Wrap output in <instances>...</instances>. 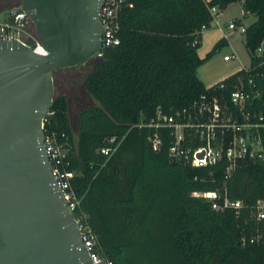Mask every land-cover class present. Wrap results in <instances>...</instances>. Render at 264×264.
I'll return each instance as SVG.
<instances>
[{
    "label": "trees",
    "instance_id": "1",
    "mask_svg": "<svg viewBox=\"0 0 264 264\" xmlns=\"http://www.w3.org/2000/svg\"><path fill=\"white\" fill-rule=\"evenodd\" d=\"M234 1L242 15H254L242 32L248 65L224 76V88H205L196 68L224 39L199 56L201 26ZM116 18L117 43L89 58L82 86L95 102L78 109L75 130L60 91H53L42 120V131H54L66 147L77 199L72 216L112 264H264V218L255 207L264 199V126L256 128L262 157L239 158L226 173L223 157L204 166L171 161L170 129L146 124L157 107H189L202 93L226 99L237 79L246 88L249 77L260 94L243 110L264 113V54L256 52L264 40V0H124ZM184 133L183 144L200 142L192 128ZM113 135L114 150L100 152ZM194 190L214 191L217 202L238 199L240 206L214 209Z\"/></svg>",
    "mask_w": 264,
    "mask_h": 264
},
{
    "label": "water",
    "instance_id": "2",
    "mask_svg": "<svg viewBox=\"0 0 264 264\" xmlns=\"http://www.w3.org/2000/svg\"><path fill=\"white\" fill-rule=\"evenodd\" d=\"M100 3L12 4L30 17L44 53L0 39V264H92L51 174L41 136L52 71L82 65L100 47ZM90 69L91 64L87 73Z\"/></svg>",
    "mask_w": 264,
    "mask_h": 264
},
{
    "label": "built area",
    "instance_id": "3",
    "mask_svg": "<svg viewBox=\"0 0 264 264\" xmlns=\"http://www.w3.org/2000/svg\"><path fill=\"white\" fill-rule=\"evenodd\" d=\"M124 0H101L98 8V19L101 26L100 47L94 52L93 56H100L103 47H109L117 43L118 38L115 31L118 27L117 12L121 8ZM32 21L28 14L18 5H11L2 18H0V39H15L28 45L38 53H44V49L37 38L34 29L31 28ZM229 29L244 31V25L233 20L226 24ZM204 26H201V30ZM259 48L256 49V52ZM233 52L222 55L224 60L235 57ZM233 89L229 92L228 98L223 99L216 94L199 95L189 107L175 109L171 112H164L159 107L149 118L147 125L164 126L170 129L171 141L167 147V154L170 160H182L194 166H204L215 162L223 157L226 160L225 172H230L236 164V160L243 157L255 158L262 157L260 151V139L256 132L258 126H264V113L254 110L244 109L246 102L257 98L260 91L254 87L251 78H247L248 87H244L242 82L237 79ZM224 78L205 85V88H224ZM233 105L237 110L233 113L230 109ZM50 111L45 112L49 113ZM44 114V115H45ZM238 116H241L239 118ZM192 128L194 135L200 141L196 146L183 144L186 138L185 131ZM228 137L226 140L224 136ZM151 145L157 147L160 139L156 133L149 138ZM108 145L99 148L102 153H110L114 150L115 136H110ZM41 144L48 161L51 174L54 178L69 211L77 202L70 187L69 178L73 171L67 169L66 147L61 142L54 131H42ZM192 195L201 196L210 200L211 207L214 209L225 206L237 210L240 201L230 200L223 196L221 202L215 200L214 191H191ZM261 200L256 201V217L264 218ZM71 212V211H70ZM73 220L79 230V237L85 246L92 264H112L111 260L99 256L93 247V237L88 228L83 226L79 218Z\"/></svg>",
    "mask_w": 264,
    "mask_h": 264
},
{
    "label": "rangeland",
    "instance_id": "4",
    "mask_svg": "<svg viewBox=\"0 0 264 264\" xmlns=\"http://www.w3.org/2000/svg\"><path fill=\"white\" fill-rule=\"evenodd\" d=\"M12 3V2H11ZM10 2H6V0H0V18H2L4 15H6L7 10L12 5ZM7 6V7H6ZM237 4L231 5L227 12H234L236 11ZM31 28L33 29V24L31 25ZM243 33L238 32L237 30L230 29L229 32V43L234 48V54L235 57L229 58L228 60H224L222 58L223 53H230L231 46H224L221 45V49L215 50L214 53L209 57L208 60H205L202 62L198 67V72L200 75H206V76H215L218 73H222L224 71H227L230 69L234 64L241 63L242 65L247 64L248 60V52L244 47L243 44ZM201 50V49H200ZM219 51V52H218ZM204 51L201 52L203 54ZM92 58V57H90ZM93 59V58H92ZM92 59H89L86 61L91 62ZM71 67V66H70ZM197 71V70H196ZM60 73V72H59ZM55 72L54 75L52 74V81L54 82L53 85V91H60L63 92L68 100V113H69V119L72 125L73 130L76 128V113L78 109L87 104L94 103L95 101L92 99V97L85 91V89L82 86H77L75 88V81L73 79H69L66 82L63 79H59V82L55 81ZM220 79V78H219ZM216 81V80H215Z\"/></svg>",
    "mask_w": 264,
    "mask_h": 264
},
{
    "label": "crops",
    "instance_id": "5",
    "mask_svg": "<svg viewBox=\"0 0 264 264\" xmlns=\"http://www.w3.org/2000/svg\"><path fill=\"white\" fill-rule=\"evenodd\" d=\"M236 4H237V8H238L236 11L227 12V10L229 9V7L231 5H236ZM231 20H234V21L236 20V21H238V23H241L244 26H246L247 24H249L251 21L254 20V15L251 13H246L245 15H242L240 1L230 2L222 10H215V14L213 16V19H212L210 25L201 30L200 45L197 48V53L199 56H202L217 40H219L221 38L224 39V41H222V43H221V45L224 44L223 47L224 46H228V47L231 46L229 43V40H228L230 29L226 27V24ZM221 45L216 50L220 51V49L222 48ZM230 48H231L230 52L234 53V48L232 46ZM202 51H204L203 54H201ZM257 52L264 54V40L260 43L259 50ZM223 54H226V53H223ZM248 59H249V57H248ZM247 65H248V60H247L246 65H242L239 62V63L234 64L227 71H224L222 73H218V75L216 74L215 76H211V77L206 76V75H204V76L200 75L198 72L199 66H197L196 73H197V76L200 78V80L205 85H207L211 82H214L215 80H218L219 78H222V77L230 74L231 72H233L239 68L247 67ZM260 203L262 205V210L264 211V199H262Z\"/></svg>",
    "mask_w": 264,
    "mask_h": 264
},
{
    "label": "flooded vegetation",
    "instance_id": "6",
    "mask_svg": "<svg viewBox=\"0 0 264 264\" xmlns=\"http://www.w3.org/2000/svg\"><path fill=\"white\" fill-rule=\"evenodd\" d=\"M17 0H6V2H16ZM11 3V4H12ZM89 64L90 62H85L82 65L79 66H71V67H65L61 69H55L52 71L53 75L55 74V81L59 82V79H63L66 82V86L68 85L67 82L69 79H73L75 81V88L79 85L82 86L85 74L89 70ZM60 72V73H59ZM83 87V86H82Z\"/></svg>",
    "mask_w": 264,
    "mask_h": 264
}]
</instances>
